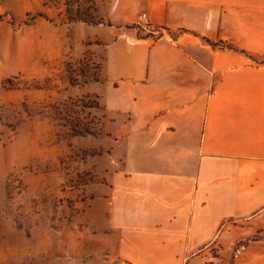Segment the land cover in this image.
Returning <instances> with one entry per match:
<instances>
[{"label": "crops", "instance_id": "obj_1", "mask_svg": "<svg viewBox=\"0 0 264 264\" xmlns=\"http://www.w3.org/2000/svg\"><path fill=\"white\" fill-rule=\"evenodd\" d=\"M100 2L81 28L129 171L98 198L95 249L59 264H264V0Z\"/></svg>", "mask_w": 264, "mask_h": 264}, {"label": "rangeland", "instance_id": "obj_2", "mask_svg": "<svg viewBox=\"0 0 264 264\" xmlns=\"http://www.w3.org/2000/svg\"><path fill=\"white\" fill-rule=\"evenodd\" d=\"M100 8L0 0V264H59L93 251L87 236L107 208L98 213V198L129 171L119 116L98 93L100 58L81 28L104 23Z\"/></svg>", "mask_w": 264, "mask_h": 264}, {"label": "built area", "instance_id": "obj_3", "mask_svg": "<svg viewBox=\"0 0 264 264\" xmlns=\"http://www.w3.org/2000/svg\"><path fill=\"white\" fill-rule=\"evenodd\" d=\"M137 26L142 28L143 30L150 32L152 34L156 32H161V29H154L150 23L149 17L146 12H141L138 15ZM247 248V242H241L239 244H235L233 247L234 256H238L242 254Z\"/></svg>", "mask_w": 264, "mask_h": 264}]
</instances>
